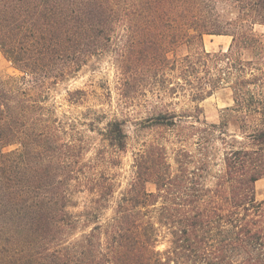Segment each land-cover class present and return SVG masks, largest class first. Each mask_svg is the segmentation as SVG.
Listing matches in <instances>:
<instances>
[{"label":"trees","instance_id":"1","mask_svg":"<svg viewBox=\"0 0 264 264\" xmlns=\"http://www.w3.org/2000/svg\"><path fill=\"white\" fill-rule=\"evenodd\" d=\"M258 26L264 0H0V51L21 74L0 78V264H264ZM117 29L139 40L124 51L123 70L168 71L158 98L181 91L199 111V103L229 88L234 106L219 125H190L201 134L198 154L145 141L115 197L118 154L128 147L122 123L104 134L115 154L87 159V142L53 117L49 90L102 54ZM205 36L232 42L226 52H207ZM232 114L242 141L225 130ZM190 117L200 122L166 106L146 121L173 130ZM216 138L223 169L213 173ZM81 194L88 196L83 205Z\"/></svg>","mask_w":264,"mask_h":264},{"label":"rangeland","instance_id":"2","mask_svg":"<svg viewBox=\"0 0 264 264\" xmlns=\"http://www.w3.org/2000/svg\"><path fill=\"white\" fill-rule=\"evenodd\" d=\"M256 30L264 33V26H258ZM133 32L124 29L113 31L112 41L105 46L102 54L87 59L77 72L50 85L49 90V106L52 107L53 117L66 125L68 132L71 134L75 132L76 138L87 142L85 151L87 159L95 157L98 153L108 152L111 155L114 153L115 149L105 140L104 134L110 123L116 121L122 123L128 135V147L126 153L118 154L121 165L115 171L121 173L119 179L122 187L117 189L115 197H118L119 192L125 188L131 174L134 154L142 148L145 141L160 140L167 145L170 153L182 145L192 153L198 154V139L201 134L189 128L190 125L194 124L201 129L205 128L204 121L219 125L224 120L226 109L234 106L233 91L229 88L216 91L199 103V111L194 110L196 104L181 91L169 95L163 93L162 97L158 98V89L169 86L164 80L165 77L167 80L165 72L168 71H162L159 76L149 65L137 68L129 64L131 66H128L126 71L122 69V66L126 65L124 51L139 43V40L132 36ZM231 42L232 38L228 36H205L204 48L207 52H226ZM185 52L177 51V55H184ZM20 75L0 51V78L7 79L9 76ZM166 106L177 113L190 112V115L199 117L200 122L190 117L184 118L178 129L149 128L146 120ZM232 115L227 119L229 124L225 130L229 135L234 134L242 141L238 115ZM178 132H181V138L177 137ZM213 143L215 148L210 150L211 169L213 173H217L223 169L221 159L224 146L217 138ZM14 149L16 147L9 148ZM147 187L150 191H155L154 185L149 184ZM256 191L258 199L264 200V178L257 182ZM81 197L83 198L79 203L83 205L88 196L81 194ZM107 214H111V211Z\"/></svg>","mask_w":264,"mask_h":264}]
</instances>
